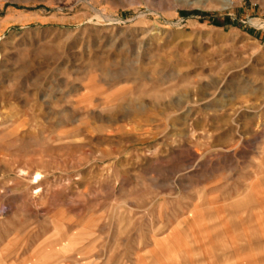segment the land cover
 Instances as JSON below:
<instances>
[{
    "label": "rangeland",
    "instance_id": "obj_1",
    "mask_svg": "<svg viewBox=\"0 0 264 264\" xmlns=\"http://www.w3.org/2000/svg\"><path fill=\"white\" fill-rule=\"evenodd\" d=\"M262 236L264 0H0V264H264Z\"/></svg>",
    "mask_w": 264,
    "mask_h": 264
},
{
    "label": "crops",
    "instance_id": "obj_2",
    "mask_svg": "<svg viewBox=\"0 0 264 264\" xmlns=\"http://www.w3.org/2000/svg\"><path fill=\"white\" fill-rule=\"evenodd\" d=\"M209 208L215 211V209H214L215 206L210 205ZM216 208H217V207H216ZM217 209H218V208H217ZM259 211H261V210H259ZM259 214H262V212H260ZM235 216L238 217L239 214L236 213ZM200 217H201V216L199 215L198 211H195V209H193V210L190 211L189 218H191V220H192L193 222H195L196 224H197V220L200 219ZM219 217H221V215H218V216H217V218H219ZM220 219H221V218H220ZM192 229H193V236H194V237L197 236L196 240H197L198 243H200V245L202 244V241H203V240H209V238H207V236L202 235V233H198V232H196V229H198V227H196V226L194 227V226H193ZM205 235H207V233H206ZM233 235H234V234L227 233L225 239H226L227 241H230V240L234 241V240H235V239H234L235 237H234ZM262 239L264 240V236H262Z\"/></svg>",
    "mask_w": 264,
    "mask_h": 264
},
{
    "label": "trees",
    "instance_id": "obj_3",
    "mask_svg": "<svg viewBox=\"0 0 264 264\" xmlns=\"http://www.w3.org/2000/svg\"><path fill=\"white\" fill-rule=\"evenodd\" d=\"M187 14H184V16H186ZM188 15H190V14H188ZM195 15V14H194ZM196 15H201V14H196Z\"/></svg>",
    "mask_w": 264,
    "mask_h": 264
}]
</instances>
